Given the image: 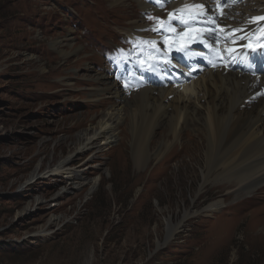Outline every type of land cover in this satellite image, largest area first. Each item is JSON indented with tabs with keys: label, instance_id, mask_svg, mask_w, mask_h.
<instances>
[{
	"label": "rangeland",
	"instance_id": "1",
	"mask_svg": "<svg viewBox=\"0 0 264 264\" xmlns=\"http://www.w3.org/2000/svg\"><path fill=\"white\" fill-rule=\"evenodd\" d=\"M113 1L0 0V264H264V228L249 225L248 214L264 206L255 190L229 198L213 215L185 218L186 211L199 212L211 201L225 199L228 192L207 186L199 193L202 169L200 160L189 156L195 154L192 147L182 152L189 167L180 169L179 155L174 156L166 179L164 155L151 156L150 164L136 167L131 135L123 146L117 140L105 152L88 150L75 157L74 167L94 155L92 163L102 165L99 174L95 168L88 170L91 177L100 176L92 190L88 183L75 187L62 176L30 179L38 164L46 171L68 156L81 132L97 123L111 104L123 102L107 91L99 95L101 88L115 83L121 89L128 83L125 103L137 99L141 73L136 68L140 65L145 71L144 62L134 60L136 78L130 80L131 86L122 68L128 62L117 61L120 53L135 54L132 48L137 45L130 46L121 36L129 24L108 27L105 22L151 15L139 13L134 0L111 9ZM206 1L195 8L225 6L222 0ZM156 4L168 19L170 1ZM169 30L164 26L166 38L173 42ZM67 37L81 48L65 56L53 43L62 40V48L70 52ZM84 55L91 59L89 71L86 65L75 64ZM100 75H108L109 81L90 80ZM133 119L134 114L124 115L118 132ZM154 132V141L160 143L166 127ZM226 210L231 214L222 217ZM53 215L61 217V224L38 235ZM180 224L166 242L171 226Z\"/></svg>",
	"mask_w": 264,
	"mask_h": 264
},
{
	"label": "bare ground",
	"instance_id": "2",
	"mask_svg": "<svg viewBox=\"0 0 264 264\" xmlns=\"http://www.w3.org/2000/svg\"><path fill=\"white\" fill-rule=\"evenodd\" d=\"M134 1L139 5V13L150 12L151 17L123 22L107 20L105 23L108 27L129 24L121 35L130 46L133 43L137 45L132 48L135 54L129 52V58L133 63L134 60H141L145 67V71L140 65L136 68L140 67L141 73L135 95L137 99L125 103V94L129 92L128 83H124L121 89L115 83L111 88H101L99 95L107 91L123 102L120 106L118 103L111 104L97 123L81 132L68 156L61 158L46 171L38 164L30 179L39 175L62 176L75 187L88 183L92 190L100 176L91 177L88 170L95 168L96 174H99L102 165L92 163L94 155L81 167H74L72 162L75 157H80L88 150L92 153L105 152L106 147L114 148L117 140L120 141L119 147L123 146L131 135L133 139L129 142L137 168L147 166L151 162V156L161 158L164 155L166 165L163 175L166 179L172 168L169 163L174 156L179 155L176 165L180 169L189 167L182 152L185 148L192 147L195 154L189 156L192 161L200 160L202 169L199 193L203 194L207 186L228 191L225 199L213 200L199 212L186 211L185 218L202 213L213 215L222 210L229 198L239 199L254 190L259 193L257 198L263 199L264 72H250L251 52L246 44L250 32L258 29L264 31V19H260L264 17V0H222L225 6L219 9H211V5L205 6L203 3V6L195 8L203 0H169V11L175 13L171 21L169 18L164 19L165 12L160 11L156 1L155 4ZM126 2L127 0H114L110 3L111 9L115 6L119 8L118 5L121 4L124 6ZM206 2L213 4L212 0ZM181 9L183 11H176ZM112 11L108 12L113 13ZM155 17L161 19L156 21ZM176 17H183L185 22L191 21L193 17L198 19L180 25ZM164 26L170 29L173 42L166 38ZM74 30L70 29L71 32ZM66 40L71 47L70 52L62 48V40L53 43L63 55L67 56L81 48L70 43L72 38L67 37ZM204 45L215 50L216 58L202 64L192 62L190 67L195 66L196 72L192 73L179 62L171 60V57L179 56L180 60L187 61L189 53H194L197 59L207 60ZM241 49L244 50L246 59H233L228 55L229 51L239 53ZM90 60L89 55H84L75 64L78 67L86 65L89 71L92 69L88 66ZM170 62L173 66H170ZM156 75L161 79H157ZM90 80L106 83L109 77L100 75ZM127 113L130 116L134 114V119L118 132ZM138 118L143 123L137 124ZM161 126L166 127V133L161 142L156 143L154 130ZM199 193L195 194L196 197L202 196ZM40 200L39 197L38 202ZM226 209H229L228 206ZM222 213V217L231 214L227 210ZM248 215L251 229L260 226L264 228V206ZM229 219L231 220L230 217ZM60 224L61 217L53 215L46 227L37 234H48L49 228ZM168 224L170 225V218ZM180 226L181 224L171 226L166 242Z\"/></svg>",
	"mask_w": 264,
	"mask_h": 264
},
{
	"label": "snow or ice",
	"instance_id": "3",
	"mask_svg": "<svg viewBox=\"0 0 264 264\" xmlns=\"http://www.w3.org/2000/svg\"><path fill=\"white\" fill-rule=\"evenodd\" d=\"M156 2L158 4H160V6H163V3L166 2V0H156ZM226 2V0H225ZM177 12L179 11H183L182 9L181 10H176ZM175 16V13H170L169 14V21H171V19ZM196 19H198V17H193L191 21H188V22H195ZM260 19H264V17L260 18ZM177 22L178 23H188V22H185V21H180L178 18H177ZM155 31H162L163 29H153ZM253 51H255V49H252Z\"/></svg>",
	"mask_w": 264,
	"mask_h": 264
}]
</instances>
